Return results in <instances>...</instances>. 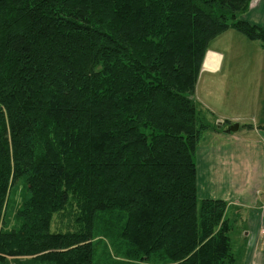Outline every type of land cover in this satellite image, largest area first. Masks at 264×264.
Returning a JSON list of instances; mask_svg holds the SVG:
<instances>
[{"label":"trees","instance_id":"1","mask_svg":"<svg viewBox=\"0 0 264 264\" xmlns=\"http://www.w3.org/2000/svg\"><path fill=\"white\" fill-rule=\"evenodd\" d=\"M250 3L0 0V264H235L193 96Z\"/></svg>","mask_w":264,"mask_h":264},{"label":"rangeland","instance_id":"2","mask_svg":"<svg viewBox=\"0 0 264 264\" xmlns=\"http://www.w3.org/2000/svg\"><path fill=\"white\" fill-rule=\"evenodd\" d=\"M257 3L258 0H251L249 8L238 16L264 28V5L256 6ZM211 48L222 54L219 68L215 72L201 71L193 96L198 105L200 121L207 126L203 129L199 141L200 147L205 148L216 146L220 141L218 139L216 141L213 136L214 131L219 128L226 130L231 122L240 125L237 131L229 132L235 137L244 136L249 128L258 124L264 125L262 41L248 39L234 28H229L213 39ZM227 120H229L227 123H219ZM261 133L264 134V129H261ZM15 200L16 204L20 202L19 192ZM52 230H55V225ZM231 238L237 257L236 264H239L238 250L241 242L239 223H233ZM140 264L156 263L141 262Z\"/></svg>","mask_w":264,"mask_h":264},{"label":"crops","instance_id":"3","mask_svg":"<svg viewBox=\"0 0 264 264\" xmlns=\"http://www.w3.org/2000/svg\"><path fill=\"white\" fill-rule=\"evenodd\" d=\"M262 4L264 0H258L256 6ZM209 51L222 57L211 45ZM202 70L215 72L217 69H204L203 65ZM261 129L264 125L258 124L244 136L235 137L219 128L213 136L220 142L207 148L198 144L195 154L198 198L226 201V215L232 226L240 224L239 264H264V134ZM235 258L236 264V254Z\"/></svg>","mask_w":264,"mask_h":264},{"label":"bare ground","instance_id":"4","mask_svg":"<svg viewBox=\"0 0 264 264\" xmlns=\"http://www.w3.org/2000/svg\"><path fill=\"white\" fill-rule=\"evenodd\" d=\"M220 58L221 56L217 52L209 51L204 62V69H208V70L218 69Z\"/></svg>","mask_w":264,"mask_h":264},{"label":"water","instance_id":"5","mask_svg":"<svg viewBox=\"0 0 264 264\" xmlns=\"http://www.w3.org/2000/svg\"><path fill=\"white\" fill-rule=\"evenodd\" d=\"M208 54V53H207ZM207 56V55H206ZM206 59V58H205ZM205 62V61H204ZM204 65V64H203ZM239 129V124L238 123H232L228 126L226 129L227 132H235Z\"/></svg>","mask_w":264,"mask_h":264}]
</instances>
